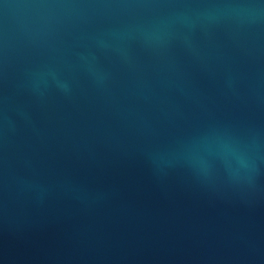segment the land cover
I'll list each match as a JSON object with an SVG mask.
<instances>
[{"label":"water","instance_id":"1","mask_svg":"<svg viewBox=\"0 0 264 264\" xmlns=\"http://www.w3.org/2000/svg\"><path fill=\"white\" fill-rule=\"evenodd\" d=\"M0 264H264V0H0Z\"/></svg>","mask_w":264,"mask_h":264}]
</instances>
